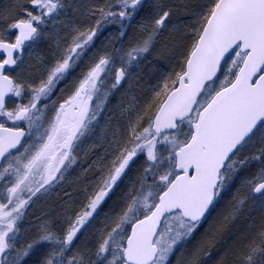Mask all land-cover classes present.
Here are the masks:
<instances>
[{"label": "snow or ice", "instance_id": "snow-or-ice-1", "mask_svg": "<svg viewBox=\"0 0 264 264\" xmlns=\"http://www.w3.org/2000/svg\"><path fill=\"white\" fill-rule=\"evenodd\" d=\"M0 264H264V0L0 5Z\"/></svg>", "mask_w": 264, "mask_h": 264}, {"label": "trees", "instance_id": "trees-1", "mask_svg": "<svg viewBox=\"0 0 264 264\" xmlns=\"http://www.w3.org/2000/svg\"><path fill=\"white\" fill-rule=\"evenodd\" d=\"M9 2H11V0H0V5L7 4ZM144 71L147 72L148 68H146V70L144 69Z\"/></svg>", "mask_w": 264, "mask_h": 264}, {"label": "rangeland", "instance_id": "rangeland-1", "mask_svg": "<svg viewBox=\"0 0 264 264\" xmlns=\"http://www.w3.org/2000/svg\"><path fill=\"white\" fill-rule=\"evenodd\" d=\"M147 68V67H146ZM146 68H145V70H146Z\"/></svg>", "mask_w": 264, "mask_h": 264}]
</instances>
